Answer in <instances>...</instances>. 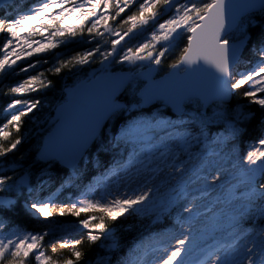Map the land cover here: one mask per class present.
<instances>
[{
  "label": "snow or ice",
  "instance_id": "snow-or-ice-1",
  "mask_svg": "<svg viewBox=\"0 0 264 264\" xmlns=\"http://www.w3.org/2000/svg\"><path fill=\"white\" fill-rule=\"evenodd\" d=\"M21 8L0 0V74H23L0 122V264H264V0ZM46 73L70 74L50 100ZM67 216L84 235L57 240L71 254L53 259L42 241ZM128 217L149 227L124 233Z\"/></svg>",
  "mask_w": 264,
  "mask_h": 264
},
{
  "label": "trees",
  "instance_id": "trees-1",
  "mask_svg": "<svg viewBox=\"0 0 264 264\" xmlns=\"http://www.w3.org/2000/svg\"><path fill=\"white\" fill-rule=\"evenodd\" d=\"M24 1L25 3L23 6L27 7L29 3H31L33 0H24ZM2 39H3V34L0 33V40ZM82 46H85L83 45V42L68 43V44L62 45L57 50V52L58 53L62 52L65 55L72 54L74 51L79 50ZM42 67H48V65H43ZM46 75L49 78H52L55 83L54 88H52L51 90H48L45 93H42V96L44 99L50 100L54 97L55 93L59 91V88L62 87L64 83L69 80L70 74L53 75L51 73H46ZM22 77H23V74H9L8 76H4L3 74H0V122H2L5 117L3 106H5L6 100L9 97L15 95V94L8 93L7 89L11 87L13 83L17 82ZM44 114H45V110L41 109L40 112L36 113L35 117L30 116V118L27 120V128L24 129V136L27 137V140L22 144V146H20V151L15 154L18 157L20 153H23L25 162L30 161L31 152L35 146L37 139L39 138V133L37 129L42 127V125H40L38 121L40 118L43 117ZM10 131L12 133L15 132L14 129H10ZM251 135H255V133L253 132L251 133ZM6 140L7 138H2L0 139V142H6ZM250 143H251V138L249 137L245 139L244 141L238 143L237 148L238 150L242 151L246 149L248 144ZM106 149H107V145L104 144L97 148H93L91 151H92L93 156L98 157L101 160V162H103L105 160H110L113 154L111 150L106 151ZM9 158H12V156L10 155ZM91 166H92V161L89 160V170H91ZM93 214L98 215L99 213L94 212ZM83 215L84 214L82 213V217ZM21 219L24 221L25 225L29 227L30 229L32 227H35V228L41 227V225H39L35 221L34 218L26 219L25 217L22 216ZM75 219L76 218L74 217L67 216V217L62 218L60 222L62 224L71 223ZM125 225H131V227L127 228L125 227ZM120 227L124 233H129V232L139 233V232L146 230L149 227V225L143 219L135 218V217H128L127 220L121 223ZM83 235H84L83 232H78L74 229H66L64 232H55L45 237V240L42 241V244H43L44 250L47 255L52 256L53 259H63L64 257L71 254V249L69 247H66V246L62 247L59 244H57L56 250L53 251L52 244L56 243L57 240L62 239V238L73 239V238H80ZM81 247H84L86 250H90L92 253L99 251L98 249H96L94 245H92L89 242H85V244L82 245ZM92 259H95L94 255L92 256ZM30 264H36V262L34 261V258L30 259Z\"/></svg>",
  "mask_w": 264,
  "mask_h": 264
},
{
  "label": "rangeland",
  "instance_id": "rangeland-1",
  "mask_svg": "<svg viewBox=\"0 0 264 264\" xmlns=\"http://www.w3.org/2000/svg\"><path fill=\"white\" fill-rule=\"evenodd\" d=\"M19 2H20V5L22 6L21 10L23 9V7H26V6H23L24 3H25L24 0H19ZM34 3H35V0H33L31 3H29V5H28L27 7H31L32 4H34ZM144 35H145L144 33H141L140 37H138V38H143ZM101 43L103 44V41H101ZM72 223H73V222H71V223H65V224H63V225L66 226V229H73L72 227H70V225H71Z\"/></svg>",
  "mask_w": 264,
  "mask_h": 264
}]
</instances>
